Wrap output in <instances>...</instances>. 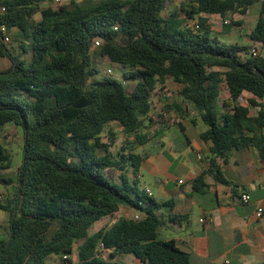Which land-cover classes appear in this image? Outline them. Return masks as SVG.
Instances as JSON below:
<instances>
[{
  "label": "trees",
  "instance_id": "obj_1",
  "mask_svg": "<svg viewBox=\"0 0 264 264\" xmlns=\"http://www.w3.org/2000/svg\"><path fill=\"white\" fill-rule=\"evenodd\" d=\"M171 1L70 0L58 9L46 6L48 0L0 1V27L20 30L13 38L17 47H8L0 34V58L11 64L0 71V129L13 124L24 131L15 192L0 199L10 224L9 239L0 240V264H49L53 256L73 264L64 256L73 255L78 241H83L80 264H123L107 262L98 249L101 243L111 258L189 264V254L174 240L159 239L157 212L167 204L139 192L136 180L131 186L123 179L121 186L106 174L129 167L138 177L145 156L135 148L150 140L143 133L148 125L164 122L152 114V97L169 78L208 127L200 138L209 144L206 159L218 182L233 186L218 165L233 150L254 148L264 163V55L254 57L252 44L223 43L213 36L209 21L210 16L247 15L260 3L249 36L264 47V0H196L184 16H165ZM195 20L198 27L191 24ZM241 25L225 24L226 31ZM96 42L102 61L129 70L124 79L135 82L131 91L116 79L91 80L99 74L92 58ZM224 90L229 99L221 104ZM183 113L189 116L186 109ZM112 123L126 135L120 161L110 151L116 139ZM107 130L109 144L103 142ZM11 164L10 153L0 145V185L13 183L5 176ZM193 184L199 192L207 188L202 176ZM121 208L140 216L121 217L90 233Z\"/></svg>",
  "mask_w": 264,
  "mask_h": 264
},
{
  "label": "crops",
  "instance_id": "obj_2",
  "mask_svg": "<svg viewBox=\"0 0 264 264\" xmlns=\"http://www.w3.org/2000/svg\"><path fill=\"white\" fill-rule=\"evenodd\" d=\"M9 31L13 38L20 36L16 27ZM177 86L180 91L181 86ZM225 97L229 99L227 92ZM180 123L185 129V133L181 132L186 146L179 148L177 135H172L178 125H153L155 132L149 142L153 138L161 150L157 155L145 153L138 177L134 178L140 182L144 169L157 187L155 192L144 187L142 193L150 190V197L167 204L157 212L162 222L159 239L174 240L179 249L189 254V264H264V163L258 152L254 148L233 150L226 162L220 159L218 165L233 186L222 184L210 173V160L206 159L209 144L200 138L207 125L201 118ZM200 176L207 188L199 192L193 181ZM243 194L251 197L249 203L241 202ZM259 210L262 217L257 216ZM119 214L129 218L136 213L121 208ZM120 256L113 258V262L142 264L132 255L120 262Z\"/></svg>",
  "mask_w": 264,
  "mask_h": 264
},
{
  "label": "rangeland",
  "instance_id": "obj_3",
  "mask_svg": "<svg viewBox=\"0 0 264 264\" xmlns=\"http://www.w3.org/2000/svg\"><path fill=\"white\" fill-rule=\"evenodd\" d=\"M76 1L81 3L84 2V0ZM195 1L196 0H172L168 3L167 11L164 13V15L170 16L172 12H177L181 16H184V11L189 10L191 6L194 5ZM67 4H70V0H61V2H57L56 0H48V2L45 3L46 6H51L54 9H58L60 6ZM259 11L260 3H257L253 5L250 8L248 14L244 16L228 15L226 18H222L220 16H210L209 21L212 25L213 36L218 37L225 44L238 43L241 46H249L252 44L253 48L255 46H258L260 50V55H264V47L259 44L256 45V43L253 44L249 36L251 31L255 28L257 24ZM226 21L228 22V24L241 22L242 25L233 26L232 29L228 32L226 31L225 27ZM195 22H197V20L193 21L191 24L194 25ZM12 36L13 35H11V41L8 43V47L10 48L17 47V45L13 43L14 40ZM96 51L97 47H94L92 50L93 67L98 70L99 74L96 77H92L91 80L104 77L116 79L119 82L125 83V86L127 87L128 91H131L135 86V82L124 79V72H129V70L123 68L120 65L102 61L101 58L96 55ZM10 66L11 64L7 59L0 58V71L7 70V68ZM110 69L113 70V73L111 75L108 74V70ZM160 86L154 92L152 97L153 108L161 109V107H163L165 103H169L170 106H173V108L169 110V118L167 120H164L165 123L163 122L162 125L165 124L166 126H177V123L180 121H190L191 119L200 120V115L198 111L194 108L192 104L186 102L181 97V95L179 94L178 86L172 79H168L164 89L160 88ZM225 94L226 91L224 90L220 101L221 104H223V102L226 100ZM174 104L178 105L182 109V111L178 110V108L175 107ZM185 109L188 111L189 116H185V114L183 113ZM183 117L185 119H183ZM201 125L204 126V123H201ZM154 127L155 126L148 125L147 128L143 130V133L148 134L149 138H151L153 136V132H155L153 130ZM110 128L114 131L116 135L115 142L111 144L110 151L113 154L114 160L120 161L122 160L121 154H125L123 153L122 149L126 146V135L124 134L123 129L120 127V125L116 123H112L110 125ZM151 128L152 131H150ZM172 135H177L176 143L178 148L182 144L186 146V138L178 127H175L174 131L172 132ZM128 139L129 141H133L134 137L131 136ZM103 142L107 144H109L110 142L108 130L105 131L103 135ZM0 145H3L8 150L12 160L11 168L5 171V176L13 180V183L10 185H0V199L7 200L8 198L12 197L15 192L18 170L22 164L24 149L23 129L21 127H16L13 124L7 125L3 129H0ZM160 150V145L156 143L155 140H153L152 138V140L150 142L148 141L145 145L136 146L135 153H140L142 156H145V153H152L153 155H157ZM141 173L144 174V177H141V181L137 182V188L139 192H142L144 187H148L153 192H155L157 187L156 182L147 177L144 169H141ZM106 174L113 181L118 182V184H120L121 186L124 185L122 182L123 179L129 182L131 186H135L134 175L129 167L125 168L124 170H120L118 168H111L106 170ZM121 215L122 214L118 213L114 217H109L96 223L90 230V233L93 234L104 227H111L122 217ZM9 237V215L3 211H0V240L7 241ZM82 243L83 241H78L75 244L74 253L69 257L72 260L73 264H80L78 259V251ZM100 254L102 257L104 256L108 260V262L113 263V258L110 257L109 251H100ZM128 257L129 256L127 255H121L119 260L120 262L125 261ZM61 263L62 259L60 257L53 256L49 259V264Z\"/></svg>",
  "mask_w": 264,
  "mask_h": 264
},
{
  "label": "built area",
  "instance_id": "obj_4",
  "mask_svg": "<svg viewBox=\"0 0 264 264\" xmlns=\"http://www.w3.org/2000/svg\"><path fill=\"white\" fill-rule=\"evenodd\" d=\"M56 1H57V2H61V0H56ZM1 11H2V12H5L6 9L3 7V8H1ZM195 24H196V27H198V25H197L196 22H195ZM225 24H228V22L226 21ZM0 34H1V36H3V39H4V42H5V43H9V42L11 41L10 31H9V28H8L6 25L0 27ZM99 46H100V42H96V43H95V47H99ZM251 54H252L254 57H257V56L260 55V50H259L258 46H255L254 48H252V50H251ZM112 73H113V70H112V69L108 70V74H109V75H111ZM168 105H170V104H169V103H165V104L163 105V107H161V109L154 108V109L152 110V114L155 115V116H158V115H159V116H162L164 120H167V119L169 118L170 112L167 111V110H165V107L168 106ZM198 157H199V159L201 158L200 155H199ZM182 183H183V181H180V184H182ZM146 193H147L149 196L151 195V191H150V190H146ZM240 200H241V202H242L243 204H247V203H249V202L251 201V197H250L248 194H243V195L241 196V199H240ZM139 216H140L139 213H136V214H135V218H136V219H138ZM257 216H258V217H262V216H263V212H262V210H259V211H258ZM202 222H203V220H202ZM98 249H99V252H100V251H109V252H110V250H108V249L105 248V245H104L103 243H101V244L99 245V248H98ZM69 257H70L69 255H65V256H64V259H67V258H69Z\"/></svg>",
  "mask_w": 264,
  "mask_h": 264
}]
</instances>
